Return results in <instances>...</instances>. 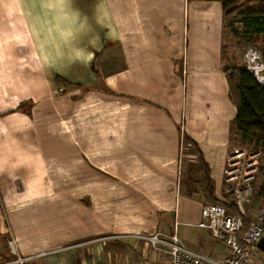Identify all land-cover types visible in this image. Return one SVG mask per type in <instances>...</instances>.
I'll return each instance as SVG.
<instances>
[{"label": "crops", "instance_id": "obj_1", "mask_svg": "<svg viewBox=\"0 0 264 264\" xmlns=\"http://www.w3.org/2000/svg\"><path fill=\"white\" fill-rule=\"evenodd\" d=\"M223 16L221 3L204 0H0L3 186L4 171L28 178L56 167L46 163L58 155L65 167L78 158L80 167H132V189L97 196L96 213L83 214L79 228L14 220L20 255L34 257L27 264H170L140 237L174 231L197 252L226 256L200 217L204 204L225 203L226 158L241 143L223 73L232 67ZM25 102L28 114L19 109ZM261 182L251 215L263 204ZM6 234L0 218V264ZM263 254L256 246L253 264Z\"/></svg>", "mask_w": 264, "mask_h": 264}, {"label": "rangeland", "instance_id": "obj_2", "mask_svg": "<svg viewBox=\"0 0 264 264\" xmlns=\"http://www.w3.org/2000/svg\"><path fill=\"white\" fill-rule=\"evenodd\" d=\"M222 28L224 63L227 61L232 66L230 68L248 69L251 67L250 55L256 58L260 52L258 38L252 36L248 39L242 25L236 22L231 15L223 16ZM253 66L255 68H251L250 71L255 78L263 77L264 62L259 59ZM30 108L26 104L23 110L28 114ZM71 114L72 112L68 116L70 117ZM76 114L77 112L74 111V115ZM57 118L56 131L64 142L63 117L58 116ZM74 126L76 125H73L75 130ZM235 145L236 148L232 149L230 153L247 147L236 141ZM0 147L4 151L8 148L6 144ZM185 148L189 150V153L193 152V148L188 142H183L181 146L183 153L186 154ZM179 159H182L183 163L190 157L182 155ZM54 163L56 167H36V170L28 178L23 176L15 178L17 174L4 171L9 177V184L6 189L0 182V218L7 230L6 236L14 237L16 232H14L15 223L13 224V222L17 219H20L22 228L30 225L31 228L37 229L36 227H38V229L46 231L59 222L63 225L60 226L61 229H64V223L67 224L68 221H72L74 225L78 223L73 229L79 228L81 219L84 218L83 214L87 213L91 216L96 213L97 196L111 197L112 195V197L118 198L120 193L132 189V167H80L79 158L76 162L78 167H65L63 155L62 157L59 155L56 158L52 157L46 164ZM33 174L36 176L35 179L32 178ZM259 181H262L261 177L255 181L253 191L255 187L259 186ZM224 201L225 203L229 201L226 195ZM109 202L111 203V201ZM106 206L108 205L106 204ZM249 207L248 211H250ZM1 240L2 243L6 241L5 239ZM259 264H264V254Z\"/></svg>", "mask_w": 264, "mask_h": 264}, {"label": "built area", "instance_id": "obj_3", "mask_svg": "<svg viewBox=\"0 0 264 264\" xmlns=\"http://www.w3.org/2000/svg\"><path fill=\"white\" fill-rule=\"evenodd\" d=\"M259 59L262 60L260 52L256 58L250 55L251 67L247 70L255 68L253 64ZM256 78L264 86V76ZM261 157V152L253 147L235 150L227 156L223 193L234 211L216 203H206L200 209L201 226L206 227L214 239L222 241L226 256L219 259L197 252L183 244L176 231L170 234L156 232L140 238L147 240L156 252L167 254L170 264H253V250L264 237V201L253 215L248 207L254 197L253 186L258 178ZM5 244L8 260L2 264H27L34 259L20 255L15 237L6 238Z\"/></svg>", "mask_w": 264, "mask_h": 264}, {"label": "trees", "instance_id": "obj_4", "mask_svg": "<svg viewBox=\"0 0 264 264\" xmlns=\"http://www.w3.org/2000/svg\"><path fill=\"white\" fill-rule=\"evenodd\" d=\"M204 1L221 3L223 15L233 16L236 22L242 25L248 39L252 36L258 38L264 62V0ZM223 73L228 87V97L236 107V115L232 121L236 136L241 144L253 147L262 154L258 173L262 182L257 193L264 201V86L257 81L252 72L243 67L225 68ZM26 104L29 105L27 102L22 103L19 109ZM207 182L209 183L208 179ZM223 206L231 208L226 203H223ZM231 211L234 209L231 208Z\"/></svg>", "mask_w": 264, "mask_h": 264}, {"label": "water", "instance_id": "obj_5", "mask_svg": "<svg viewBox=\"0 0 264 264\" xmlns=\"http://www.w3.org/2000/svg\"><path fill=\"white\" fill-rule=\"evenodd\" d=\"M257 248L261 251L264 252V237L260 239V241L257 243Z\"/></svg>", "mask_w": 264, "mask_h": 264}]
</instances>
